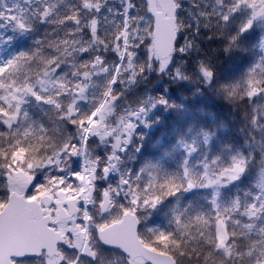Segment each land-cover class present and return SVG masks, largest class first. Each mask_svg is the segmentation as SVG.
<instances>
[{"label": "snow or ice", "instance_id": "obj_1", "mask_svg": "<svg viewBox=\"0 0 264 264\" xmlns=\"http://www.w3.org/2000/svg\"><path fill=\"white\" fill-rule=\"evenodd\" d=\"M0 264H264V0H0Z\"/></svg>", "mask_w": 264, "mask_h": 264}]
</instances>
